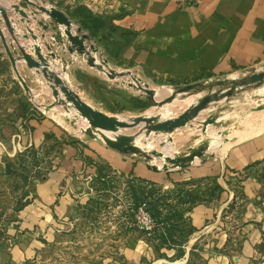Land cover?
Listing matches in <instances>:
<instances>
[{
	"label": "crops",
	"instance_id": "obj_1",
	"mask_svg": "<svg viewBox=\"0 0 264 264\" xmlns=\"http://www.w3.org/2000/svg\"><path fill=\"white\" fill-rule=\"evenodd\" d=\"M72 1L85 4L100 20L97 29L91 26L94 30L90 34L87 27L75 24L64 9L57 7L80 28V35H86L87 46L97 48L92 53L93 64L86 53L72 47L67 37L58 32L57 22L44 18L48 28L39 26L36 30L45 33L43 40L55 53L54 57L48 56L55 70L67 74L68 81L75 80L76 92L99 103L104 101L95 95L92 78L107 88L114 83L110 79L126 74V78L138 77L152 88H165L264 60V0ZM42 51L48 53L44 45ZM110 69L114 76L109 75ZM131 95L137 96L132 91ZM108 104V109H117L115 101ZM54 122L44 116L30 117V127L21 142L25 146L39 145L50 130L60 137L61 130ZM215 154L194 158L182 167L155 169L132 153L121 152L91 136L63 142L52 151L51 168L37 186L43 213L37 220L44 223L51 216H62L75 200L93 195L91 185L99 163L108 165L112 172L134 173L164 188L189 179L214 177L222 189L213 198L196 202L188 211L195 228L182 244L184 252L187 254L192 245L205 238L202 248L209 264H264V130ZM238 197L242 205L236 217L230 211ZM150 243L138 230L130 236L126 249L137 257L150 253ZM164 250L175 253L173 247Z\"/></svg>",
	"mask_w": 264,
	"mask_h": 264
},
{
	"label": "rangeland",
	"instance_id": "obj_2",
	"mask_svg": "<svg viewBox=\"0 0 264 264\" xmlns=\"http://www.w3.org/2000/svg\"><path fill=\"white\" fill-rule=\"evenodd\" d=\"M34 1L60 7L69 15L76 6L86 7L85 4H77L72 0ZM14 2L29 13V22L22 20L21 15L11 7ZM0 4L6 9L13 26V34L18 42L35 56L34 41L26 25L40 35L39 41L45 46L43 37L36 28L41 26L39 20L44 22V18L49 21L52 19L24 0H0ZM74 23L78 24V21L74 19ZM59 26L58 32L64 34L63 26L60 24ZM0 28L7 43H12L17 50L14 56L20 55L17 44L1 14ZM72 31L80 32V28L73 25V22ZM50 41H55L54 34L51 35ZM16 65L28 84L29 90L23 88L15 75L0 36V264H185L189 258L193 264H209L208 257L202 248L204 246L202 243L207 242L205 238L197 241L196 245H192L187 254L183 251V254L179 256H177V247L173 246L175 253L167 254L164 248L169 247L161 245L157 248V241L153 238H147L152 242L148 245L152 247L150 253L135 257L134 253L126 249L132 233L141 230L134 221L138 207H135L136 196H139L137 202L142 199L148 201L152 200L148 199V196L153 198V195L158 194L154 191L153 195H150L154 187L164 192L174 187L164 188L161 184L134 173L123 174L111 171L105 183L97 180L93 186L91 185L93 195L87 199L75 200L62 216H51L44 223L38 222V217L43 213L39 207L40 198L36 190L43 175H46L51 168L52 151L63 142L77 137H90L85 131L89 123L71 102L65 101L62 92L58 98L54 97L50 87L51 81L41 71L37 72L36 68L28 67L22 58L16 60ZM52 68L56 69L54 66ZM260 70H264V60L244 64L223 74L193 80L191 82H199V85L189 91L176 93L171 101L162 105H158L157 100L175 92L177 86L188 82L168 84L166 89L154 85L156 93L149 96L153 103L145 106L140 103L141 105L135 106V103L129 99L130 96H135L131 95V91L141 99L146 98V93L136 85L134 80L128 75L126 78V74L108 78L114 83L107 89L122 93V95L117 94L116 97L123 108L116 110H110L107 108L109 105L87 98L86 94L79 95L106 113L127 121H131L138 114L148 115L149 111L158 112L177 102L190 101L173 114L159 118L164 119L176 116L208 93L225 91L230 85V79L243 78ZM60 73L72 89L76 87L75 80L70 82L67 74L63 71ZM101 74L107 77L104 72ZM150 85L152 86L148 84L149 87ZM161 90L164 92L159 94ZM113 95V93H107V100L113 101ZM61 98L64 101H61ZM34 116H44L49 120H55L54 123L58 124L61 130L60 137H56L54 131H46L42 143L25 146L21 142L22 136L30 127L29 118ZM209 116H214L215 122L209 123V126L207 124L205 132L202 129V121ZM146 130V123L140 121L133 126L121 127L117 131L101 130V132L112 137L119 133L130 134L133 142L142 148V151L149 153L156 150L164 155L165 151L162 148L166 143L171 146L170 154L175 156V153L187 152L191 147L204 141L207 145L199 157L202 155L211 157L216 155L215 153H223L231 143L264 130V81L239 84L231 95L220 96L209 101L185 124L172 130L155 131L154 135L162 138L165 141L164 144L147 143L149 134ZM99 137L103 142L100 134ZM158 145L162 148L160 149ZM18 153H23V158L14 164V171L5 174L3 159L15 157ZM132 154L145 160L149 165L154 163L155 169H163L161 165L165 162L164 156L158 157L151 154L149 159L141 153ZM41 174L43 175L40 176ZM239 198L230 211L235 213L236 217L242 205ZM33 205L36 207L34 208ZM131 228L135 229L130 232Z\"/></svg>",
	"mask_w": 264,
	"mask_h": 264
},
{
	"label": "water",
	"instance_id": "obj_3",
	"mask_svg": "<svg viewBox=\"0 0 264 264\" xmlns=\"http://www.w3.org/2000/svg\"><path fill=\"white\" fill-rule=\"evenodd\" d=\"M24 1L27 2L28 4L33 5L38 10L49 16L52 20L62 25L64 35L69 40L71 46L76 47L81 51H83L84 53H86L87 59L90 62V64L94 63L95 56L92 53L95 52L97 48H95L91 44L87 46V44L84 41V38L86 37L85 34L80 35L79 33L72 31V21L62 9H59L55 6H48L46 4H39L34 0H24ZM11 7H13L14 10L21 15L20 18L22 20L25 19L27 22H29L30 20L29 13L24 8H22L18 3L15 2L12 3ZM0 14L3 17V20L8 30L11 32L12 38L16 42L17 47L21 53L20 55L18 54L17 56H14V54L17 53V50L14 48L12 43L9 44L7 43L4 34L0 28V36L5 52L9 58L12 69L14 70L15 75L17 76L23 88L25 90H29L28 84L26 83L22 75L19 73L16 65V60H18L19 58H22L28 67L36 68L37 72L41 71L42 74L48 80L51 81L50 87L52 89V93L54 97L58 98L60 92H62L64 94L65 101L71 102L75 107V109L78 111V113L82 117L87 119L89 125L85 129V131L91 137L95 139H100L99 137L100 134L102 136L103 142L106 145L115 148L121 152L141 153L146 158L149 159L151 158V154H154L156 156L161 155V153L156 152V150H152L150 151V153L142 151V148H140L138 145H136L133 142V137L130 134L119 133L112 137L102 134L101 130L117 131L121 127L133 126L140 121L146 123L147 134H149L150 131L172 130L177 126L185 124L188 120L193 118L198 113V111L202 109L209 101L213 99H217L220 96L231 95L234 88L237 85L242 83H249V82L261 83L264 81V70L253 72L249 74V76H245L243 78H239V79L232 78L229 80L230 85L225 91L211 92L204 95L202 98L199 99L197 103L188 106L185 110H183L174 117L159 119L160 115L157 114H152V115L138 114L134 116L131 121H127L125 119L110 115L105 111H103L102 109L95 107L94 105L83 99L78 92L73 90L69 86V84H67L66 80L62 77V75L52 68L53 65L49 61L48 56L54 57L55 53L54 51H52L50 43L44 40L45 47L48 49V53H43L42 44L39 41L40 35L34 32L32 27L26 25V28L29 31L30 36L34 41L33 48H34L35 56H33L30 52L26 50V48L20 42H18V40L14 36L13 26L10 21V18L8 17L6 9L1 4H0ZM39 23L41 24L44 30L48 28V24L43 22L42 20H39ZM41 36L44 37V33H41ZM108 73L110 76L115 75V72L112 69H110ZM133 80L136 83V85L146 93V98H149V96L156 93L154 88L149 87L148 84L143 82L140 78L133 76ZM197 85H199V82H188L182 86H177L175 88V92H172L171 94L163 97L162 99L157 100V104L162 105L167 101H171L176 93L189 91L194 87H196ZM61 101H64V99L61 98ZM50 105L52 106V104ZM213 122H215L214 116L207 117L205 120L202 121V125H203L202 129H205L207 124ZM206 145L207 143L204 141L196 145L195 147H191L187 152L175 153V156H170V155L164 156L165 162L161 165V168L167 169L173 166L186 165L188 162L192 161L195 157H199L204 152ZM150 166L152 168H156V165L154 163H150Z\"/></svg>",
	"mask_w": 264,
	"mask_h": 264
},
{
	"label": "trees",
	"instance_id": "obj_4",
	"mask_svg": "<svg viewBox=\"0 0 264 264\" xmlns=\"http://www.w3.org/2000/svg\"><path fill=\"white\" fill-rule=\"evenodd\" d=\"M69 15V14H68ZM70 17L78 21V24L84 28H88L90 34H93V30L97 29L100 23L98 16L91 14L86 7L76 6L73 10L70 11ZM94 27L93 28H91ZM92 87L95 90V95L102 99L104 103L108 104L110 100H107V93L114 94L112 96L113 101L116 102L117 108H123L120 106L116 95H122L120 92H113L110 89L102 86V83L98 79L92 78ZM125 95V94H124ZM111 99V100H112ZM130 101L135 103V106L138 105H148L152 104L153 100L149 98L141 99L138 96H130ZM141 103V104H140ZM72 141V140H69ZM23 153L16 154L15 157L5 158L4 161V173L10 174L14 171V164L20 162L23 158ZM111 169L108 165L104 163L98 164V169L95 177L92 180V186L97 181L100 180L102 183H105L109 178V173ZM41 174L40 176H42ZM153 185V184H152ZM154 187V185H153ZM157 189V190H156ZM221 185L216 181L214 177L207 178H197L189 179L186 181L178 182L174 185L170 191H160L159 188L152 189L153 195L154 191L158 194L157 196L153 195L148 196V200L142 199L137 202L139 196H136V206L144 203L145 209L149 212L150 216L154 220V226L151 230L145 231L140 230L146 235L147 238H153L157 241V248L161 245H166L168 247H177L178 254H183L182 244L187 240L189 235L194 231V226L190 221L188 211L192 209V206L199 201H205L213 198L219 191H221ZM135 228H131L130 232ZM169 264V263H164ZM185 264H193L189 258Z\"/></svg>",
	"mask_w": 264,
	"mask_h": 264
},
{
	"label": "bare ground",
	"instance_id": "obj_5",
	"mask_svg": "<svg viewBox=\"0 0 264 264\" xmlns=\"http://www.w3.org/2000/svg\"><path fill=\"white\" fill-rule=\"evenodd\" d=\"M188 102H190V101H186V102H177V103H175V104H173V105H171V106H168V107H166V108H163V109H161L160 111H158V112H155V111H149L148 112V115H150V114H153V113H155V114H157V115H160V116H167L168 114H173L175 111H177V110H179L180 109V107H183V106H185V105H187L188 104ZM86 119V118H85ZM210 124H208L207 126H209ZM207 126L205 127V129H204V131L206 132V130H207ZM210 129V128H209ZM152 133V134H151ZM154 133H155V131H150L149 132V137H148V140H147V143H151V142H158V143H160V144H164L165 143V141L162 139V138H160V137H158V136H156V135H154ZM151 134V135H150ZM164 146V145H163ZM158 147H160L159 145H158ZM171 146H169V145H167L166 143H165V146L162 148V147H160V149L162 148V149H164V151H165V154L163 155L162 153H161V155L160 156H158V157H163V156H167V155H170V156H172L171 154H170V148ZM161 151V150H160ZM164 158V157H163ZM195 158H197V157H195Z\"/></svg>",
	"mask_w": 264,
	"mask_h": 264
},
{
	"label": "built area",
	"instance_id": "obj_6",
	"mask_svg": "<svg viewBox=\"0 0 264 264\" xmlns=\"http://www.w3.org/2000/svg\"><path fill=\"white\" fill-rule=\"evenodd\" d=\"M177 3H192L194 0H174ZM135 224L138 228L149 231L154 226V220L150 216L149 212L145 209L144 203L140 204L137 207L135 216H134Z\"/></svg>",
	"mask_w": 264,
	"mask_h": 264
}]
</instances>
